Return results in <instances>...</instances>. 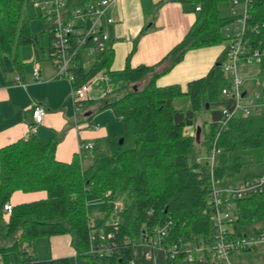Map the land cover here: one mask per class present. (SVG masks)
I'll list each match as a JSON object with an SVG mask.
<instances>
[{"label": "trees", "instance_id": "1", "mask_svg": "<svg viewBox=\"0 0 264 264\" xmlns=\"http://www.w3.org/2000/svg\"><path fill=\"white\" fill-rule=\"evenodd\" d=\"M68 1L84 5L95 0ZM179 1L194 5L195 22L157 63L131 66L132 53L128 56L124 68L127 85L119 89L120 95L105 98L100 104L101 110H114L123 121L124 131L105 137L106 148L95 145L88 165L78 155L69 162L58 160L55 152L59 136L45 141L32 132L0 149V264H70L68 257L40 260L30 251L39 237L63 234L71 235L77 255L90 258L92 264H213L212 251L202 259L189 261L183 250L173 258L151 250L153 257L148 259L149 247L143 241L156 227L168 226V245L192 237H209L212 242L213 223L204 213L210 208L209 163H199L191 156L201 148L210 154L216 145L220 152L215 157V176L239 179L237 175L246 164L264 162V110L236 116L225 125L221 124V110H213L210 131L204 145L201 144L194 127L202 104L204 109H211L226 102L221 91L226 83L222 64L227 48L207 75L191 80L187 90L178 84L159 86L157 79L180 63L189 50L227 42L225 25L234 18L219 13V4L230 0ZM25 2L0 0V59L10 58L17 68L22 66L20 49L24 45L34 46L36 59L47 56L38 34L31 30L30 21L23 18ZM197 6L201 9L196 10ZM249 12L250 24L259 25V30L251 33V40L257 44L262 41L264 46V0H251ZM44 23L50 55L53 39L45 20ZM113 55L109 47L95 58L90 72L77 69L74 85L81 86L100 71H112ZM261 66L264 71V57ZM184 96L191 98L192 107L176 108L174 100ZM203 128L204 125L201 133ZM18 190L45 191L46 196L13 205L10 213L4 211V205L11 204V197ZM108 191L111 195L106 196ZM119 191L128 194L131 204L119 212L117 229L113 224H104L107 233H115L116 251L110 257L93 256L89 249L95 227L91 224L87 196L105 200L109 215L113 213L109 201ZM238 207L241 223H264V193L240 200ZM13 251L20 256L15 263L10 259Z\"/></svg>", "mask_w": 264, "mask_h": 264}, {"label": "built area", "instance_id": "2", "mask_svg": "<svg viewBox=\"0 0 264 264\" xmlns=\"http://www.w3.org/2000/svg\"><path fill=\"white\" fill-rule=\"evenodd\" d=\"M118 0H95L84 5L69 3L68 0H36L35 9L47 23V29L52 35L53 47L48 57L54 67L56 78L67 79L71 84V95L76 110L80 111L91 92L92 78L81 86L74 85L75 71L85 69V57L96 58L101 52L110 47L109 27L117 23L118 19L108 16V11ZM251 0H230V14L233 21L225 25L227 38L226 62L222 64L226 83L222 87L225 103L222 105L221 124H227L236 116H250L264 110V71L262 58L264 46L262 41L253 43L251 33L259 30V25L250 24L249 12ZM201 7L197 6L196 10ZM86 55V56H85ZM257 75H251L254 72ZM41 60L36 59L33 75L40 79ZM103 75H105L103 73ZM254 77V84L251 78ZM20 81V77L16 76ZM238 112L241 115H237ZM46 109L38 104L33 110L35 124L44 121ZM98 128V124L95 126ZM216 144V141H215ZM83 149H94L92 142H85ZM220 149L213 147L209 163V209L204 213L209 215L213 223L214 233L212 242L208 238H184L179 243L166 244L168 226H158L153 234L145 237L143 243L149 247L146 257L152 258L151 250L160 251L164 257L173 258L179 250L186 253L189 261L202 259L206 252L214 253L213 264H233L231 257L238 251H247L264 243V223L254 221L246 225L239 221L240 210L238 202L253 195L264 193V175L249 176L240 179H222L214 174L216 154ZM197 162L201 160L197 159ZM111 195V191L106 196ZM114 198L111 197V200ZM13 205L6 203L4 211L11 212ZM119 204H113V211L118 212ZM119 213V212H118ZM101 214H98L100 217ZM91 237L89 253L97 257H110L116 251L115 233L106 232L105 226H95ZM119 224L116 220L115 229ZM110 225V224H106ZM149 241V242H148ZM157 264V263H156Z\"/></svg>", "mask_w": 264, "mask_h": 264}, {"label": "crops", "instance_id": "3", "mask_svg": "<svg viewBox=\"0 0 264 264\" xmlns=\"http://www.w3.org/2000/svg\"><path fill=\"white\" fill-rule=\"evenodd\" d=\"M144 3L147 9H143ZM184 4L186 3L179 0H118L112 5L108 16L115 17L118 21L109 27L110 47L114 51L111 70L115 67L117 70L125 68L131 53V66L152 65L166 56L183 39L197 18L194 5L191 6V11H188L185 10ZM138 8L143 10L144 16L140 23L133 22L139 15ZM150 8H152L150 13L146 14V10ZM118 50L126 54L122 58L124 53H121V60L118 59L120 57L117 55ZM185 57L176 66L183 68ZM215 58L216 56L203 68L211 69L215 65L211 66ZM220 58L216 59V63ZM35 59V55L32 62L23 61L21 57L20 68L13 65L10 59L11 66L8 69L0 59V149L36 132L45 141L60 137L55 152L58 160L69 162L78 155L84 164L90 162L94 156V149H83L81 147L83 143L92 142L94 147L100 145L106 148L103 143L105 137L120 135L124 131L123 121L117 117L114 110L100 109L102 100L112 99L119 93L112 89L107 90L104 96L96 100L91 97V93L88 98L89 104L78 111L71 95L70 82L64 78L53 77L54 67L47 56L41 58L40 79L34 78ZM201 70L202 64L195 66L187 75L188 82L201 78ZM16 76L20 77L21 82L16 80ZM176 82L170 85L178 84ZM38 104L46 109V114L42 123L35 124L33 110ZM100 120H104L106 125ZM119 121L122 122L120 127L117 124ZM97 124L98 128L95 127ZM45 196V191L18 190L13 193L10 202L16 205ZM50 238L48 259L79 257L72 245L71 235H55Z\"/></svg>", "mask_w": 264, "mask_h": 264}, {"label": "rangeland", "instance_id": "4", "mask_svg": "<svg viewBox=\"0 0 264 264\" xmlns=\"http://www.w3.org/2000/svg\"><path fill=\"white\" fill-rule=\"evenodd\" d=\"M34 1L35 0H26L24 8H23V18L30 21V27L31 30L38 34L39 41L42 47L46 50L47 57L49 56V47H50V39L47 32H45L44 27V20L38 16V13L35 10L34 7ZM185 10L191 11V6L193 4L186 3ZM145 3L143 4V9H145ZM147 9V8H146ZM152 8L146 10V14L150 13V10ZM143 10L141 8H138V17L133 19V22L140 23L143 16ZM219 13L221 16H228L230 14V2H222L219 4ZM117 40V39H116ZM115 40V41H116ZM128 40V38L126 39ZM227 48V42H222L220 44L212 45V46H203L195 49L189 50L186 54V57L183 61V68L175 66L171 71L168 73H165L161 75L157 79V85L159 86H168L174 82L178 83L182 89L187 90L188 89V73L195 68V66H198L202 64V74L200 77H203L204 75H207L210 68L206 69L203 68L204 65H209V61L216 56L214 62H212L211 66L216 63V59L220 56H224L225 51ZM123 52V51H122ZM120 50H118V59L121 60V53ZM124 53V54H123ZM122 58L126 56L125 52H123ZM20 55L23 59V61H30L32 62L34 59V46L32 44H27L21 47L20 49ZM86 56V55H85ZM126 60V59H125ZM125 60H123V65L125 63ZM2 62L8 69L11 66L10 58L3 56ZM96 60L92 56H88V59L86 60L85 57V71L88 73L91 71L92 67L94 66ZM226 62V59L223 60V64ZM32 65L31 63H29ZM210 66V67H211ZM1 67V62H0ZM121 67V66H120ZM254 69V72L251 75H257L255 72V67L251 66ZM116 68V67H115ZM113 69L112 71L106 73L103 75L102 71L98 72L93 78H92V84H91V97L96 99H99L100 97L104 96V94L107 93V90H114L115 93H121L119 92V89L127 85V79L124 72V68L121 67L120 70ZM205 70V71H204ZM258 76V75H257ZM264 78V77H263ZM254 77L251 78V83L254 84ZM264 81V80H263ZM89 94V95H90ZM118 94V95H119ZM89 100H87L86 104ZM203 103L205 102V98H203ZM174 106L176 108H183V109H189L192 107V100L189 96H184L180 98H176L174 100ZM88 108V107H87ZM221 105H213L211 109H204V106L202 104V109L199 111L198 119H197V125L194 128H198L204 125V130L200 134V141L201 144L204 145V142L207 138V133L209 130V124L212 119V111L213 110H221ZM237 115H241L240 112H238ZM115 120H117L115 118ZM118 121V120H117ZM205 121H207V125H205ZM104 125H106L104 120H100ZM120 122V121H119ZM117 122L118 127L122 125V122ZM121 124V125H120ZM192 129V132H194L195 129ZM211 153L208 154L205 148H201L195 155L191 156V159H199L202 163L208 162L211 158ZM93 158L90 159L92 161ZM85 165H88L86 163ZM256 176V175H264V162L260 163H251L246 164L241 172L237 175V178H244L246 176ZM109 204L112 206L113 204H119V210L118 212L122 211L123 209L130 206L131 202L128 197V194L124 191H119L114 195V198L109 201ZM87 205H88V212L90 214V217L93 221H95V226H101L104 224H113L116 220H120V216L118 212L113 211L112 214L107 215V206L105 200L102 198L95 196V195H88L87 196ZM98 214H101L100 217H98ZM51 238L47 236L39 237L36 241L33 247L30 249L32 253H34L40 260H48L49 257V243ZM51 244V243H50ZM90 250V249H89ZM19 253L17 251H13L10 254V259L12 263H15L19 261ZM70 264H92L90 258H82V257H68ZM231 261L233 264H264V243H260L257 247L247 250V251H238L234 253L231 257Z\"/></svg>", "mask_w": 264, "mask_h": 264}, {"label": "water", "instance_id": "5", "mask_svg": "<svg viewBox=\"0 0 264 264\" xmlns=\"http://www.w3.org/2000/svg\"><path fill=\"white\" fill-rule=\"evenodd\" d=\"M207 108H209V104H208V103H207ZM200 134H201V127L199 126V127L197 128V138L200 137ZM120 142L122 143L123 140L121 139Z\"/></svg>", "mask_w": 264, "mask_h": 264}]
</instances>
